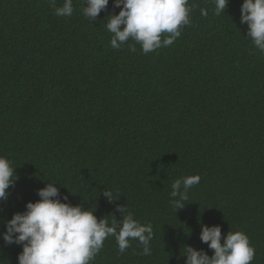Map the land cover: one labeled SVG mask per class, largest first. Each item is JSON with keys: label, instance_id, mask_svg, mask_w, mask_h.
I'll list each match as a JSON object with an SVG mask.
<instances>
[{"label": "trees", "instance_id": "obj_1", "mask_svg": "<svg viewBox=\"0 0 264 264\" xmlns=\"http://www.w3.org/2000/svg\"><path fill=\"white\" fill-rule=\"evenodd\" d=\"M242 3L217 16L213 0H189L181 36L144 54L132 41L112 48L114 0L96 20L84 0L71 17L49 0H0V155L17 174L0 200V264H19L6 222L48 181L98 218L122 219L123 205L152 225L151 255L136 240L120 253L110 236L91 264H185L186 245L211 256L202 224L220 225L222 240L244 231L251 264H264V52L246 36ZM196 174L177 211L171 185Z\"/></svg>", "mask_w": 264, "mask_h": 264}, {"label": "clouds", "instance_id": "obj_2", "mask_svg": "<svg viewBox=\"0 0 264 264\" xmlns=\"http://www.w3.org/2000/svg\"><path fill=\"white\" fill-rule=\"evenodd\" d=\"M49 2L56 16L73 15V0H64L58 7L55 0ZM84 3V16L96 20L109 0H84ZM213 3L217 16L228 6V0ZM114 6L121 10L107 15L112 48L119 49L132 41L128 43L129 50L136 52L139 44L144 54L172 45L181 36V28L191 23L193 7L189 0H114ZM201 15L206 17L207 9H201ZM240 22L247 24L246 36L255 48L264 52V0H243ZM15 169L7 157L0 155V200L6 199L17 179ZM200 179L196 174L173 182L170 196L177 211L189 200L188 190ZM57 185L48 181L46 187L38 190L40 199L28 201L25 211L14 213L6 222L5 243L20 244L23 248L18 255L19 264H91L110 236L115 237L120 253L136 240L143 245L141 254L151 255V224H142L123 205L117 209L123 213L122 219L113 218L110 222L106 216L98 218L93 207L73 205L67 196L61 199ZM103 195L109 202L116 199L110 190H104ZM200 238L214 254L209 256L203 249L186 245L181 254L186 257L185 264H251L255 258V248L242 230H230L222 240L220 225L202 224Z\"/></svg>", "mask_w": 264, "mask_h": 264}]
</instances>
